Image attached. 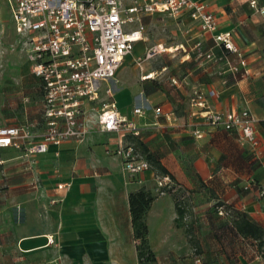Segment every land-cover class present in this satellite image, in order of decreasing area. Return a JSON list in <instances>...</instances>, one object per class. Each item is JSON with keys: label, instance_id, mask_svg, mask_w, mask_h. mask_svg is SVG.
Wrapping results in <instances>:
<instances>
[{"label": "crops", "instance_id": "1", "mask_svg": "<svg viewBox=\"0 0 264 264\" xmlns=\"http://www.w3.org/2000/svg\"><path fill=\"white\" fill-rule=\"evenodd\" d=\"M201 1L215 13L217 30H233V41L247 60V74L229 85L214 80L199 88L216 91L207 99L212 110H238L243 107L250 110L256 120L254 126L258 144L255 152L264 171V131L259 125V121L264 119V12L255 10L250 0ZM255 2L258 6L264 5V0ZM172 17L183 38L176 45L184 51L183 59L189 57L184 43L189 50L197 40L201 41L202 47L213 48L210 34L200 32L197 23L188 15ZM141 39L134 42L135 48H140ZM9 44L0 21L3 57L18 55L17 50L8 49ZM9 74L13 76L8 77ZM29 83L31 97L28 92L25 93ZM42 99L41 84L32 74L29 63L5 61L0 72V126L28 124L36 132L41 131ZM123 99L125 97H120L121 101ZM163 109L173 110L169 107ZM120 113L126 116L124 112ZM174 113L178 120L173 124L156 118L153 112H149V122H146L148 112L142 116L130 112L128 118L141 126L140 129L143 125L156 129H177L186 131L196 141L206 132L212 136L214 133L223 134V131L210 127L204 118L193 116L191 112L184 115ZM194 128L202 130L200 138L193 136ZM231 138L237 142L235 137ZM118 139L116 133L104 132L94 126L81 142L65 140L58 145L49 144L45 152L31 157L24 156L23 147H0V264H139L128 205V193L133 183L127 180L128 174L120 158L112 152ZM237 144L251 150L246 144ZM159 159L173 174L174 180L188 186L184 180L177 178L162 156ZM193 164L198 179L205 181L206 174L208 179L212 177L200 157L194 159ZM148 172L153 175L152 170L139 175ZM247 176L249 178V174ZM66 181L70 182V187L64 192L63 200L51 203L50 198L57 193L56 184ZM245 207L246 215L264 228V200L256 197L255 200H248ZM174 208L172 198L165 193L153 199L146 214L149 245L159 262L180 261L185 255L182 260H186V264H194L191 249L196 246L180 236L178 230L181 226L170 221L176 215ZM197 241L200 250L201 242ZM182 243L190 246L189 252L179 249ZM198 255L214 260L206 250H200ZM257 257L264 264V258L259 254ZM220 260L229 264L224 257Z\"/></svg>", "mask_w": 264, "mask_h": 264}, {"label": "built area", "instance_id": "2", "mask_svg": "<svg viewBox=\"0 0 264 264\" xmlns=\"http://www.w3.org/2000/svg\"><path fill=\"white\" fill-rule=\"evenodd\" d=\"M7 4L14 30L22 36L21 44L30 70L43 92L41 131L36 132L28 124L0 126V147H23L26 157L45 152L49 144L58 145L65 140L81 142L97 126L101 131L119 136L112 152L120 158L128 175L151 170L148 161L125 139L126 135L138 136L140 127L119 112L115 100L104 101L99 107L89 106V102L99 99L101 90L108 97L113 95L112 82L122 60L132 51L134 42L142 37L140 20L143 15H188L197 23L200 32L210 34L213 48L219 49L220 54L214 61L221 60L233 78L236 74H247V60L233 41V30H217L215 13L201 0H7ZM250 5L264 12V5L258 6L255 0H251ZM134 23L136 27L131 26ZM213 48L202 50L200 40L192 46L197 56L208 58H213ZM8 49L16 47L10 43ZM3 53L0 49V67ZM153 53L148 52L147 56ZM152 75L149 72L141 78ZM220 83L227 85L228 79L221 78ZM215 94L214 89L194 90L189 99L191 114L204 118L212 128L234 133L240 145L246 144L251 151H256V120L250 110L246 107L212 110L207 99ZM131 111L142 116L146 110L137 105ZM152 112L168 124L178 120L173 110L155 106ZM192 134L199 138L203 132L194 128ZM154 176L161 194L166 188H176L168 175ZM251 186L248 182L244 187ZM69 187V181L57 183V193L50 202L62 201ZM255 194L264 200V184L255 189ZM216 209L220 216L230 213L225 204ZM194 262L201 264V258L196 255Z\"/></svg>", "mask_w": 264, "mask_h": 264}, {"label": "rangeland", "instance_id": "3", "mask_svg": "<svg viewBox=\"0 0 264 264\" xmlns=\"http://www.w3.org/2000/svg\"><path fill=\"white\" fill-rule=\"evenodd\" d=\"M0 21L9 43L14 44L18 53V55L2 56L1 72L5 61L26 62L27 60L21 44L22 36L17 34L13 27L7 0H0ZM136 25L131 24L133 27ZM140 25L142 33V39L139 41L140 48L134 47L122 60L115 80L112 82L113 95L108 97L104 90H101L99 99L89 102L90 107H99L102 102L114 99L118 110L128 117L134 106H143L145 112H148L146 122H149L151 120L149 112H152L155 106L169 107L174 112L184 115L185 112H191L189 99L194 90L199 89L203 84L221 80V78L228 79L227 85H229L241 77L236 74L234 76L236 78H233L230 70L225 68L221 60L214 61L220 54L215 47L212 49L213 58H208L205 55L197 56L194 50H189L187 43H184L189 57L183 59L184 51L176 46L183 41V38L173 17L156 14L143 15ZM159 44L164 47L173 46L175 49L173 51L160 50L157 47ZM202 50H207L205 45ZM151 51L154 53L147 56V53ZM230 57L233 65H236L233 56ZM25 64L27 66V63ZM163 66L165 67L162 68ZM24 70H26L25 67ZM149 72L153 74L150 78H141ZM12 76V74L8 75V77ZM184 77L187 78L184 79L185 81H183ZM153 80L156 81L157 88ZM29 87L30 83L26 86L25 93L28 92ZM31 91L28 92L30 97L32 96ZM120 97H125V99L121 101ZM206 133L204 137L196 141L186 131L156 129L143 125L138 137H141L158 157L162 156L165 159L177 178L188 184L187 186L183 184L184 182L175 180L176 185L180 184L188 191V195L184 198L187 217L180 221L178 226L181 228L178 233L189 242L185 222H192V233L201 242L200 250H206L214 258V260H209L205 256L202 258L198 255L201 258V264H212L213 262L223 264L220 260L223 257L229 264H242L248 261L251 262L249 264H261L257 257L259 250L255 246V241L234 237L227 229L229 220L217 215L214 211L217 202H226L237 211L247 213L246 207L244 209L243 206L245 204L247 206V201L255 200L257 196L253 186L249 189H245L244 186L250 178L264 184L261 159L255 151L238 146L231 137L221 133H214L213 136L209 132ZM127 136L125 139L132 141L130 136L129 138ZM198 157L207 164L208 173L212 175L210 179L207 178V174L204 176L205 181L198 179V172L193 164L194 159ZM154 174L153 171V175L149 172L141 175H128L127 180L133 183L130 191L141 188L151 192L155 197L161 195L157 190ZM164 193L169 195L174 202L175 193L179 191L166 190ZM175 218L176 215L171 217L170 221L176 223ZM189 248L188 244L183 245L182 243L179 246L183 252H189ZM191 251L193 263L197 264L194 262L195 248ZM184 257L185 255L176 262H159L155 258L154 261L144 264H186L187 261L182 260Z\"/></svg>", "mask_w": 264, "mask_h": 264}, {"label": "trees", "instance_id": "4", "mask_svg": "<svg viewBox=\"0 0 264 264\" xmlns=\"http://www.w3.org/2000/svg\"><path fill=\"white\" fill-rule=\"evenodd\" d=\"M152 82L155 88H157L158 86L156 81L153 80ZM259 125L260 128L264 131V119L259 121ZM218 130L223 131L224 135L235 137L234 133H230L222 129ZM128 136H130L132 141H127L132 144L136 152H138L144 159L148 161L151 170L154 171V173L157 175H168L173 182V187H176L173 192L179 191V193H175L174 196V207L176 213V224L180 225V221H182L183 218L187 217V209L184 203V198L188 195V191L182 188L180 184L176 185L177 182H175L173 174L160 161L159 157L153 151H151L149 147L138 136ZM128 136L127 138H129ZM249 182L255 189L259 185H261V183L255 182L252 179ZM166 190L172 191L170 188H166ZM184 191L187 192V195H184ZM154 197L155 196L151 192L141 188L131 190L128 193L130 221L132 224L133 237L136 240L135 247L137 252V259L140 264L152 262L155 260L154 252L152 251L148 242V226L146 223V214ZM221 204H225L226 207L230 210V213L227 216H221L229 220L227 229L234 237H237L238 239L255 241L256 248L259 250V255L264 258V228L257 222L250 219L246 215V213L237 211L234 207L227 204L226 202H217V204H215L214 211L217 212L216 208ZM185 223L188 239L192 245L196 246L195 255H198L200 250H198V241L192 233V222L190 221Z\"/></svg>", "mask_w": 264, "mask_h": 264}, {"label": "bare ground", "instance_id": "5", "mask_svg": "<svg viewBox=\"0 0 264 264\" xmlns=\"http://www.w3.org/2000/svg\"><path fill=\"white\" fill-rule=\"evenodd\" d=\"M157 47H159L160 50H166V51H173L175 49V47H173V46L164 47L162 44L158 45Z\"/></svg>", "mask_w": 264, "mask_h": 264}]
</instances>
